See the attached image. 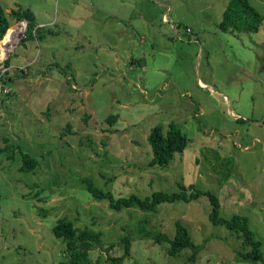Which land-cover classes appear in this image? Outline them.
<instances>
[{"label": "rangeland", "instance_id": "obj_1", "mask_svg": "<svg viewBox=\"0 0 264 264\" xmlns=\"http://www.w3.org/2000/svg\"><path fill=\"white\" fill-rule=\"evenodd\" d=\"M234 1L0 0L9 18L28 9L39 28L20 44L26 25L11 21L10 32L25 26L22 36L0 44V64L9 54L13 66L0 81L10 89L0 92V264H71L53 230L62 218L101 233L90 264L121 257L126 235L132 257L122 264H190L191 250L172 258L168 243L140 232L145 224L173 238L177 221L202 249L198 264H262L239 258L249 249L210 223L205 196L116 212L81 183L114 198L194 186L216 196L219 216L247 217L264 255V0H247L258 32L224 33ZM158 125L189 142L151 168ZM23 154L35 170H19Z\"/></svg>", "mask_w": 264, "mask_h": 264}, {"label": "trees", "instance_id": "obj_2", "mask_svg": "<svg viewBox=\"0 0 264 264\" xmlns=\"http://www.w3.org/2000/svg\"><path fill=\"white\" fill-rule=\"evenodd\" d=\"M250 19L256 23L260 21L258 13L251 7L247 0H235L233 4L222 14V21L218 28L224 32H232L241 29L242 26L248 30L258 32V27L251 28ZM26 23V30L24 40L35 39V34L39 32L37 28L35 16L28 10L20 8L12 12L10 18L4 7L0 4V42H6L10 30V23ZM232 29V30H231ZM7 33V34H6ZM6 35V36H5ZM5 37V38H4ZM4 38V39H3ZM3 45V44H2ZM0 61L3 59L0 58ZM0 64V68H1ZM4 68H10V57L3 63ZM8 72H5L7 74ZM3 74L0 70V81H2ZM117 116H110L106 119L107 123L112 124L115 122ZM149 144L153 153V158L149 167H167L176 153L182 152L188 145V138L182 135L175 127L171 126L170 129L164 133V128L160 125L154 127L148 137ZM23 165L19 169L21 172L33 171L36 168V161L30 155L23 154ZM81 183L85 186L87 192L95 199L106 200L111 210L120 212L123 209L139 208L144 212H156L158 207L164 203L176 202H191L205 196L209 199L210 213L209 220L212 225H218L226 228L230 233L241 239L242 245L249 249L246 253H238L239 258L244 261H251L255 263L264 264V255L262 253V243L255 236L254 231L250 226L249 219L240 215H233L230 218L219 216L220 203L216 196L209 192L197 191L194 186L186 188L179 185L180 192L175 194H168L164 192L154 193L147 198H141L138 195H132L122 198H114L110 193L103 192L97 189L91 180L82 179ZM176 233L173 238L162 232L153 233L146 230L145 224L140 228L141 234L145 237H152L157 243L166 242L169 244L168 254L170 257L175 258L182 254L184 250L189 249L192 255L188 258L190 264H198L201 248L196 245L191 238L188 228L181 222L175 223ZM54 234L57 238H61L66 243V249L70 253L71 264H90L88 259L89 249L91 245H98L101 239L100 232H94L90 229L84 228L78 231L72 221L62 218L54 227ZM123 246V255L119 258L107 257L111 264H122L125 260L132 257L133 241L131 236H124L120 240ZM113 245H109L105 250L106 253L110 251Z\"/></svg>", "mask_w": 264, "mask_h": 264}, {"label": "bare ground", "instance_id": "obj_3", "mask_svg": "<svg viewBox=\"0 0 264 264\" xmlns=\"http://www.w3.org/2000/svg\"><path fill=\"white\" fill-rule=\"evenodd\" d=\"M24 28H25V26L24 25H22V26H18L16 29H14L13 31H9L10 32V39H9V46H8V48L10 49L11 48V46H13V45H15L16 44V42L18 41L17 40V38H19L20 36H22V33H23V31H24ZM0 44H1V42H0ZM2 44H4V43H2ZM1 49L3 50V54L5 53L4 51L6 50L4 47H1Z\"/></svg>", "mask_w": 264, "mask_h": 264}, {"label": "built area", "instance_id": "obj_4", "mask_svg": "<svg viewBox=\"0 0 264 264\" xmlns=\"http://www.w3.org/2000/svg\"><path fill=\"white\" fill-rule=\"evenodd\" d=\"M165 21H167V18H165ZM188 33H191V31L188 30ZM3 68H4V66H3ZM0 70H1L2 74L3 73L5 74V72H8L7 70H9V69L4 68L3 71H2V68H1ZM0 92H3L4 94H9L10 93V89H6V87H0Z\"/></svg>", "mask_w": 264, "mask_h": 264}, {"label": "crops", "instance_id": "obj_5", "mask_svg": "<svg viewBox=\"0 0 264 264\" xmlns=\"http://www.w3.org/2000/svg\"><path fill=\"white\" fill-rule=\"evenodd\" d=\"M8 58H9V57H8ZM5 61H6V59H5ZM5 61H4V62H5ZM1 67H3V64H2ZM10 68H13V66L11 65V63H10ZM10 68H9V69H10ZM200 84H201V86H204V84H203L202 82H200Z\"/></svg>", "mask_w": 264, "mask_h": 264}, {"label": "water", "instance_id": "obj_6", "mask_svg": "<svg viewBox=\"0 0 264 264\" xmlns=\"http://www.w3.org/2000/svg\"><path fill=\"white\" fill-rule=\"evenodd\" d=\"M22 23H24V24L26 25V23H25V22H22ZM6 34H7V33H6ZM5 36H6V35H5ZM4 38H5V37H4ZM4 38H3V39H4ZM8 57H9V54L7 55L6 59H7Z\"/></svg>", "mask_w": 264, "mask_h": 264}]
</instances>
